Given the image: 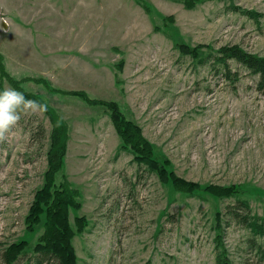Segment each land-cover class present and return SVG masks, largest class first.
Listing matches in <instances>:
<instances>
[{"label": "rangeland", "instance_id": "374dc122", "mask_svg": "<svg viewBox=\"0 0 264 264\" xmlns=\"http://www.w3.org/2000/svg\"><path fill=\"white\" fill-rule=\"evenodd\" d=\"M230 48L264 58V0H0V87L49 105L0 142V264L12 244L27 252L16 264H40L47 204L64 194L76 264H264L230 213L245 200L264 224V87ZM76 91L116 102L158 164ZM56 114L68 137L52 174Z\"/></svg>", "mask_w": 264, "mask_h": 264}, {"label": "trees", "instance_id": "16d2710c", "mask_svg": "<svg viewBox=\"0 0 264 264\" xmlns=\"http://www.w3.org/2000/svg\"><path fill=\"white\" fill-rule=\"evenodd\" d=\"M141 2L142 0H138ZM225 61L235 60L237 64L244 67L252 75L256 76L259 81L260 87H264V58L255 56L252 53L246 52L241 48H230L223 50ZM0 54V73L5 74L4 60ZM224 76L227 79H233L236 75L233 73L232 68L228 64V68L224 71ZM68 95H74L84 98L89 104L103 105L112 112V120L124 140V147L130 146L132 150L137 151V161L146 162L147 164H158L157 160L153 159L148 152L151 151L150 146L141 138V131L138 126L132 124L129 120L122 117V113L116 102H103L97 99H91L83 91L68 92ZM68 137V126L56 114L53 121V130L51 135V150L49 152L50 160V173L55 174L60 169L62 164V154L65 148V142ZM135 151V152H136ZM48 171V172H49ZM171 181L176 190L186 193H193L198 190L197 184L187 183L180 180L175 175L171 176ZM214 193L221 194L223 191L219 189H212ZM68 195L61 196L57 205L47 204V220L48 231L38 246L35 248V254L40 258V264L43 262L51 264H76L74 248L71 243L74 237V231L70 226L69 221V208L72 206V200ZM46 200V199H45ZM37 204V208H38ZM253 210L248 201L238 199L235 204L230 208V213L233 219L241 222L242 225L249 228L254 235L261 238L258 245V252L261 261L264 262V224L260 222L258 216L252 214ZM87 220L80 218L78 220V230L81 231L86 226ZM27 252L23 245L12 244L6 248L3 254V264H16L20 258ZM222 258L217 259L218 264H224L226 261Z\"/></svg>", "mask_w": 264, "mask_h": 264}, {"label": "clouds", "instance_id": "9594fccd", "mask_svg": "<svg viewBox=\"0 0 264 264\" xmlns=\"http://www.w3.org/2000/svg\"><path fill=\"white\" fill-rule=\"evenodd\" d=\"M48 107L45 100L30 97L19 88L0 87V142L7 138L23 115L44 113Z\"/></svg>", "mask_w": 264, "mask_h": 264}]
</instances>
